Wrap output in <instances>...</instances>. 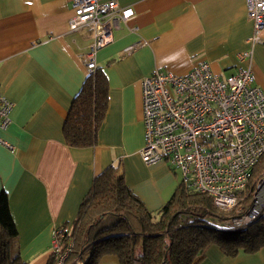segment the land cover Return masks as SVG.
Wrapping results in <instances>:
<instances>
[{"label":"crops","instance_id":"crops-1","mask_svg":"<svg viewBox=\"0 0 264 264\" xmlns=\"http://www.w3.org/2000/svg\"><path fill=\"white\" fill-rule=\"evenodd\" d=\"M71 1L0 0V93L13 103L0 137L14 147L0 145V192L26 264H48L53 230L75 219L92 180L109 165H119L149 211L171 198L179 176L140 156L141 81L155 70L185 75L203 63L220 77L234 74L245 67L236 54L252 34L244 0H115L134 17L95 55L106 78L105 116L93 147L71 148L62 127L88 75L83 56L92 39L90 28L68 31ZM261 38L250 67L264 93V29ZM98 264L119 263L104 256ZM200 264H264V247L231 258L212 246Z\"/></svg>","mask_w":264,"mask_h":264},{"label":"built area","instance_id":"built-area-1","mask_svg":"<svg viewBox=\"0 0 264 264\" xmlns=\"http://www.w3.org/2000/svg\"><path fill=\"white\" fill-rule=\"evenodd\" d=\"M244 1L252 34L236 58L245 67L220 77L203 63L185 75L155 70L141 81L142 161L167 164L179 172L189 190L207 195L222 211L238 205L252 168L264 154V93L254 84L250 67L254 47L263 43L264 0ZM71 11L69 32L91 30L83 56L91 74L96 69V52L113 42L114 31L130 27L134 12L115 0H72ZM12 109L13 103L0 93L1 131L10 125ZM0 145L14 152L1 137ZM263 215L264 174L254 184L248 210L223 227L244 228ZM68 233L67 226L53 230L48 264H85L86 257L70 258L71 240L63 246Z\"/></svg>","mask_w":264,"mask_h":264},{"label":"trees","instance_id":"trees-1","mask_svg":"<svg viewBox=\"0 0 264 264\" xmlns=\"http://www.w3.org/2000/svg\"><path fill=\"white\" fill-rule=\"evenodd\" d=\"M106 108V78L97 68L72 99L62 127L65 144L93 147ZM263 174L264 154L232 210H219L210 197L180 183L152 212L125 184L119 165H109L92 180L75 219L63 225L69 228L63 246L71 240L70 258L81 255L85 264H98L104 256H114L119 264H200L212 246L231 258L255 254L264 247V215L240 229L223 224L248 210L254 184ZM0 264H26L5 191L0 192Z\"/></svg>","mask_w":264,"mask_h":264},{"label":"rangeland","instance_id":"rangeland-1","mask_svg":"<svg viewBox=\"0 0 264 264\" xmlns=\"http://www.w3.org/2000/svg\"><path fill=\"white\" fill-rule=\"evenodd\" d=\"M170 170H171L172 172H174L175 174H177V175L179 176V178H180V174H179L178 171L172 170L171 168H170ZM180 183H182V182H181V178L179 179V184H180Z\"/></svg>","mask_w":264,"mask_h":264},{"label":"snow or ice","instance_id":"snow-or-ice-1","mask_svg":"<svg viewBox=\"0 0 264 264\" xmlns=\"http://www.w3.org/2000/svg\"><path fill=\"white\" fill-rule=\"evenodd\" d=\"M131 13H129V15H130Z\"/></svg>","mask_w":264,"mask_h":264}]
</instances>
